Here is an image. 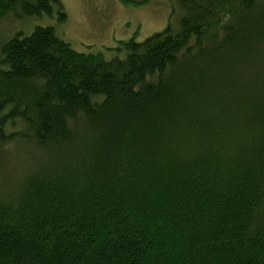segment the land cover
<instances>
[{"label":"trees","instance_id":"obj_1","mask_svg":"<svg viewBox=\"0 0 264 264\" xmlns=\"http://www.w3.org/2000/svg\"><path fill=\"white\" fill-rule=\"evenodd\" d=\"M56 12L0 0V264H264V0H172L114 58L29 32Z\"/></svg>","mask_w":264,"mask_h":264},{"label":"rangeland","instance_id":"obj_2","mask_svg":"<svg viewBox=\"0 0 264 264\" xmlns=\"http://www.w3.org/2000/svg\"><path fill=\"white\" fill-rule=\"evenodd\" d=\"M66 20L53 16L35 17L28 22L29 32L37 25H54L57 35L77 51L102 53L107 58L123 55L120 41L132 37L144 40L168 24L172 0H147L142 4H123L122 0H61ZM5 19V18H4ZM7 20V19H6ZM2 22L1 31L21 29V22ZM25 25V24H24Z\"/></svg>","mask_w":264,"mask_h":264}]
</instances>
